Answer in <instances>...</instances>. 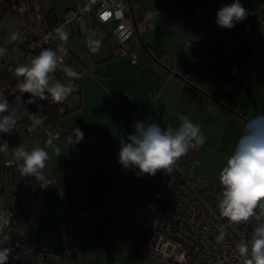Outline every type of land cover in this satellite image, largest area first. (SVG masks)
I'll use <instances>...</instances> for the list:
<instances>
[{"label": "crops", "instance_id": "0c3cea01", "mask_svg": "<svg viewBox=\"0 0 264 264\" xmlns=\"http://www.w3.org/2000/svg\"><path fill=\"white\" fill-rule=\"evenodd\" d=\"M129 1H136V7L130 9L133 16L151 25L143 33V41L130 46L135 61L128 55L113 57L115 41L111 34L94 16L83 17L71 29L65 45L71 54H85L91 68H77L71 57L67 65L82 74L80 79L69 78L62 71L52 74L55 80L74 84L76 91V108L58 125L44 127L58 130L61 136L51 138L43 128L35 127L32 116L23 114L24 124L35 130L23 138L10 139L9 156L5 158L15 164L13 149L20 144L43 147L49 154L44 176L53 177L54 182L45 187L48 212L26 232L27 238L41 241L49 252L41 264H55L58 259L53 255L71 244L78 245L87 264H135L145 253L147 232L155 223L150 211L152 190L165 184L167 193H171L178 179L162 171L154 176L139 175L138 170L125 169L119 163L121 139L126 140L135 131V122H154L163 129L164 117L178 125V114L182 113L200 125L205 143L185 160L184 173L192 181L204 177L202 198L208 206L214 205L212 210H218L219 173L234 154L247 123L264 116V22H258L264 0H239L248 15L231 29L221 28L215 21L218 10L234 0ZM40 2L46 12L59 17L72 0ZM209 5L214 9L207 13ZM193 7L200 11L196 14ZM3 12V34L16 32L11 50L21 31L14 30L12 18L6 10ZM89 30L102 38L97 53L86 44ZM244 37L251 51L249 57L233 51ZM144 44L161 54L160 61ZM24 58L30 64L34 57L26 52L13 56L10 52L3 62L13 66ZM3 78L0 76V80ZM222 90L233 97L236 111L210 98ZM76 128L83 132L79 142ZM16 171L15 166L9 168L5 182L12 185L9 193L14 202L18 200L12 206L27 211V188L20 178L15 179ZM78 214L83 217L76 218Z\"/></svg>", "mask_w": 264, "mask_h": 264}, {"label": "built area", "instance_id": "2783aa9c", "mask_svg": "<svg viewBox=\"0 0 264 264\" xmlns=\"http://www.w3.org/2000/svg\"><path fill=\"white\" fill-rule=\"evenodd\" d=\"M41 0H7L2 3L15 23L19 31L26 32L23 40L26 51L38 55L44 48H52L57 51L63 63L67 64L68 57L65 43L56 38L55 29L63 27L67 33L78 26L85 16H94L95 19L113 37L115 44L111 47L114 56L128 55L135 61V53L130 47L139 41L143 33L151 26L145 20H138L132 14V7H136V1L129 0H72L70 6L59 17L48 14L42 6ZM213 5L205 10L213 11ZM197 14L200 9L193 7ZM136 22L140 26L136 27ZM69 36V34H68ZM77 61L86 63L87 56L82 52L76 54ZM13 79L14 76L12 75ZM13 79L0 80V92L5 94L11 89ZM138 116V114H136ZM19 115L17 114V124ZM23 130L17 135L23 137L25 133L32 132L34 126H21ZM47 135L56 139L60 137L59 131L44 129ZM16 134V128L13 129ZM10 137L0 134V142ZM194 146L188 153L181 157L175 166L172 175L178 179L174 191L167 193V185L162 184L153 190L150 197L151 215L155 217V223L148 230V243L145 252L148 256L159 257L161 264H241L236 250V244L248 238L252 224H240L228 226L226 218L219 215V211L212 210L203 200L201 184L204 177L198 180H189L184 168L185 160L196 151ZM199 162V161H198ZM200 163V162H199ZM14 165L5 158V153H0V212L6 210L11 213L12 223L6 229L11 239L9 244L12 254L8 264H41L49 255L45 244L39 240L26 237V232L38 224V219L47 213L46 200L42 194L35 195V201L31 209L23 211L2 201L5 172ZM54 182L51 176L39 182V187L44 189L46 185ZM220 193H218L219 195ZM78 214L76 218H82ZM225 226L224 238L220 236V226ZM81 252L76 244L59 249L53 256L58 260L55 264H87L81 259Z\"/></svg>", "mask_w": 264, "mask_h": 264}, {"label": "clouds", "instance_id": "9594fccd", "mask_svg": "<svg viewBox=\"0 0 264 264\" xmlns=\"http://www.w3.org/2000/svg\"><path fill=\"white\" fill-rule=\"evenodd\" d=\"M247 15V10L239 0H234L218 10L215 22L221 28L231 29L246 19ZM55 33L61 42L68 41V33L63 27L55 29ZM86 44L91 52L97 53L102 47V38L95 30H89ZM3 51L0 49V53ZM57 71H62L69 78L80 79L82 76L63 63L52 48L42 49L30 64H20L15 69L19 91L30 94L28 104H35V98L45 100L50 97L55 103H64L69 98L74 85L55 80L52 74ZM46 119V116H40L35 124L42 125ZM163 119L166 123L163 129L154 122L137 121L134 123L135 131L126 140L121 139L118 160L125 169L138 170L139 175L154 176L158 171L171 174L177 161L190 148L205 143L200 125L192 122L188 116L178 114V125L169 122L167 116ZM16 124L17 114L9 113L8 99L0 92V134H10ZM76 132V142H79L83 139V132L78 128ZM47 143L51 145V139ZM8 150L7 140L0 142V153ZM13 156L22 175L41 182L46 179L44 170L49 154L45 148H29L20 144L13 149ZM219 183V215L226 218L228 226L252 224L249 237L236 244L241 264H264V116L247 123L245 134L239 140L234 154L227 159L219 173ZM11 223V213L6 210L0 212V264H8L12 254L11 247L5 246L11 239L6 232ZM219 231L218 239L222 240L225 226L221 225Z\"/></svg>", "mask_w": 264, "mask_h": 264}, {"label": "trees", "instance_id": "16d2710c", "mask_svg": "<svg viewBox=\"0 0 264 264\" xmlns=\"http://www.w3.org/2000/svg\"><path fill=\"white\" fill-rule=\"evenodd\" d=\"M6 1L7 0H2L1 4L6 2ZM2 9H3V11L6 10L5 5L0 6V16L3 15V13H4L2 11ZM48 14H49V12H48ZM53 17L56 18L57 16L53 15ZM258 17H259V19H258L259 21L258 22H264V10L261 11L260 16H258ZM70 32H71V30L68 31V34H70ZM246 40H247V38L244 37V39H242L241 41H239L238 43H236L233 46L234 53L236 52V54L241 55V56H245V57H249L250 56L251 51H250L249 44H248V42H246ZM140 41H143L142 37H141ZM143 46L151 53V55H153L154 58H156L158 61H160L159 57H161V54L155 53V50L152 49L150 46H148L146 44H144ZM21 47L24 49V51L26 53H29L28 51H26L23 43L21 44ZM32 55H33V57L36 56L35 54H32ZM72 55L74 56L75 59H77L75 54H72ZM74 58H72V59H74ZM70 60H68V63H70ZM27 62L28 61L26 60V58H24L23 61L17 63L16 65H13L11 67V69L8 70L7 72H10V73H12L14 75L15 74V69L20 64H29ZM79 68L81 70H86V69L91 68V65H90V63L88 61L86 63H81L80 62V67ZM56 74H58V72ZM166 75H167V73L165 72L163 77H165ZM60 77H61V75H60ZM17 80H18V78L14 76L13 85H12L11 89L5 94V97L8 99V102H9V113L16 112V114L19 115L18 126L15 127L16 128V134H14V132H11L8 135L7 134H3L5 136H7V137H10V139H12L11 138L12 136L14 137V139L23 138V137H25L24 135L27 134V133H25L24 135H22L23 137H20L19 135H17V132L23 130V129H21V128H23L21 126L22 125L23 126L26 125V124H24V121L22 120V114L23 113L33 114L36 119L38 117H40V116H46L47 119L44 121V123L42 125H36L35 126L36 128H43L44 129V127H47V126L58 125L60 120L65 118L67 115H69L73 111V109L76 108V104H75V102L73 100L74 99L73 98L74 94L76 92L75 89H74L73 93L69 96V98L64 103H55V102H53L51 100L50 97L48 99H45V100H41L39 98H35V104H30V105H27L25 102H22V101L20 103H18L16 99L19 97V95H21V92L19 91V89L17 87ZM61 83H64L66 85L67 84H72V83H66V82H61ZM72 85H74V84H72ZM25 94H27L28 98L30 99V94H28V93H25ZM210 98H212L213 100L217 101L219 104H222L223 106L229 108L230 110L236 111L235 107H234L235 103H234L233 97L230 96L229 94H227L225 91H223V90L222 91H217L216 93L210 95ZM5 114H8V113H5ZM29 133H31V132H29ZM46 135H47V133H46ZM9 144H10V142H9ZM14 165H15V167H17L18 163L14 164ZM14 165H12V166H14ZM26 178L31 180V182H32L31 184L34 185L35 189H34L33 194L35 195L37 192H40V194H42V196H44V198L46 200V206H48V199H47L46 192H45L46 188L41 189L39 187V184H38L40 181H37L34 177L26 176ZM156 188L157 187H154L153 190H156ZM31 206H32V203H30V206L28 207V210L31 209L30 208ZM16 208L19 209V207H16ZM47 212H48V208H47ZM42 218H43V216L38 219V223H39L40 219H42ZM30 239H32V238H30ZM34 240H36V239H34Z\"/></svg>", "mask_w": 264, "mask_h": 264}, {"label": "rangeland", "instance_id": "374dc122", "mask_svg": "<svg viewBox=\"0 0 264 264\" xmlns=\"http://www.w3.org/2000/svg\"><path fill=\"white\" fill-rule=\"evenodd\" d=\"M2 27L3 26L0 27V49H3L4 51L2 53H0V64H1V66L3 68V69H1L0 76H4V78H7L9 80H12L13 79V76H12L13 74L10 73V72H5V71L10 70L12 66H7L5 64L6 62L4 63L3 61L5 60V57L8 58L10 52H11V54L13 56H16L19 53H21V54L24 55L25 51H24L23 48L20 47V44L23 43V40L26 37V32H21L20 33V35L18 36V38H16L17 41L14 44L15 45L14 48H12L10 50V45H11V42H12V38L15 36L16 32L15 33L6 32L5 34H3V30L4 29ZM14 28H16V29H14L15 31H18L17 27L14 26ZM30 54H32V53H30ZM68 55L71 56L72 58H74L73 55L70 52L68 53ZM72 61L76 64L77 68L80 67V61H77V59L72 60ZM7 67H8V69H6ZM57 72L60 73L61 71H57ZM28 99L29 98H28L27 94L21 93V95H20V97H19L18 100L25 102L27 105H30V104L27 103V100ZM23 114H24V116H30V117L32 116V118H34V121H35V117H34L33 114H30V113H23ZM7 153H8V151L5 153L6 157L9 156V154H7ZM12 162H14V161H12ZM197 163H199V162H197ZM15 168L17 170H19V167H15ZM14 173H15V179H19L20 178V180L23 181L22 184L25 185L26 188H27V194H28L27 197L30 200V203H33L35 201V195L39 194L40 192H37L35 195L33 194L34 189H35L34 188V185L31 184L32 182L29 179H27L26 176H24V175L21 174L20 170H19L18 173H17V171L14 172ZM5 176H6V172H5ZM199 178H200V176H197L195 178V180H198ZM3 185L5 186V189H4L5 191H3L2 196H3V194L4 195L6 194V196L5 197H2L1 196L2 201L5 202L8 205H12V204H15L16 202H18V200L14 202V199H13L14 197H11V194L9 193L12 185H9V183L7 181L6 182L4 181V184ZM14 196H16V195H14ZM210 205L211 204L209 203V206ZM212 207H214V205H211L210 208H212ZM214 210H216V212L218 211L215 208H214ZM143 252H145V251H143ZM161 262H162V260L159 257H156V256H148V254L145 252L144 254H142V256H140L139 259H136V263L135 264H161Z\"/></svg>", "mask_w": 264, "mask_h": 264}, {"label": "water", "instance_id": "95a60500", "mask_svg": "<svg viewBox=\"0 0 264 264\" xmlns=\"http://www.w3.org/2000/svg\"><path fill=\"white\" fill-rule=\"evenodd\" d=\"M133 14V13H132Z\"/></svg>", "mask_w": 264, "mask_h": 264}]
</instances>
